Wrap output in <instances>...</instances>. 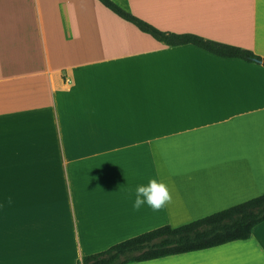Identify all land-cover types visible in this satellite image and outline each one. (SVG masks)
<instances>
[{"label": "crops", "instance_id": "1", "mask_svg": "<svg viewBox=\"0 0 264 264\" xmlns=\"http://www.w3.org/2000/svg\"><path fill=\"white\" fill-rule=\"evenodd\" d=\"M264 58V0H113ZM165 182L172 203L132 209ZM264 193V66L169 46L98 0H0V264H76ZM127 264H264L250 236Z\"/></svg>", "mask_w": 264, "mask_h": 264}, {"label": "trees", "instance_id": "2", "mask_svg": "<svg viewBox=\"0 0 264 264\" xmlns=\"http://www.w3.org/2000/svg\"><path fill=\"white\" fill-rule=\"evenodd\" d=\"M140 31L169 46L195 45L225 58H239L264 66V58L251 50L217 42L192 33L163 31L125 10L113 0H98ZM264 220V193L192 220L177 227L161 225L85 254L76 264H127L206 249L247 239L253 227Z\"/></svg>", "mask_w": 264, "mask_h": 264}, {"label": "clouds", "instance_id": "3", "mask_svg": "<svg viewBox=\"0 0 264 264\" xmlns=\"http://www.w3.org/2000/svg\"><path fill=\"white\" fill-rule=\"evenodd\" d=\"M132 198V209L140 211L147 206L153 212H160L172 203V193L168 185L156 178H150L147 184L137 185L134 193L129 190Z\"/></svg>", "mask_w": 264, "mask_h": 264}]
</instances>
